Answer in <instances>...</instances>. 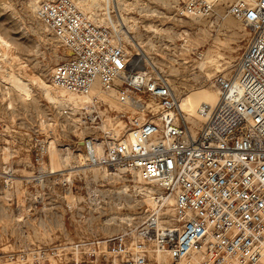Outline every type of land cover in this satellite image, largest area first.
<instances>
[{
  "label": "built area",
  "instance_id": "built-area-1",
  "mask_svg": "<svg viewBox=\"0 0 264 264\" xmlns=\"http://www.w3.org/2000/svg\"><path fill=\"white\" fill-rule=\"evenodd\" d=\"M79 1L34 8L70 53L50 81L78 101L16 110L9 139L0 131V264H264V0L171 1L174 25L222 5L248 34L195 115L163 63L168 51L189 61L188 32L129 42L113 0ZM144 15L156 16L140 0ZM112 179L139 206L100 235L90 223L107 221Z\"/></svg>",
  "mask_w": 264,
  "mask_h": 264
},
{
  "label": "rangeland",
  "instance_id": "rangeland-1",
  "mask_svg": "<svg viewBox=\"0 0 264 264\" xmlns=\"http://www.w3.org/2000/svg\"><path fill=\"white\" fill-rule=\"evenodd\" d=\"M116 1L115 4L113 0L115 15L120 18L122 14L126 19L130 25L129 38L134 41L140 43L142 33L150 35L149 31L154 28L158 29L155 33L162 29L169 32L174 41H179L182 30L188 32L189 45L194 49L189 61L179 63L168 51L163 63L179 100H187L183 106L190 112L199 101L215 96L213 77L218 73L227 74L232 69L248 39L241 23L227 15L222 5L209 17L182 19L174 25L175 21L170 17L172 0H144L156 14L153 17H140V0ZM34 2L0 0V131L6 133L3 136L6 140L14 126V111L35 110L41 102L56 98L44 85H52L50 72L57 60L64 56V49L58 47L54 36L35 18L31 6ZM79 3L92 4L93 8L100 1L82 0ZM140 24L147 28L146 31ZM107 185L111 190L105 208L107 221L90 223L100 235L119 230L125 217L135 213L139 206L130 190L123 192L122 183L117 179ZM128 185L131 189L134 181L130 179ZM88 224L81 222L79 228L83 230Z\"/></svg>",
  "mask_w": 264,
  "mask_h": 264
},
{
  "label": "bare ground",
  "instance_id": "bare-ground-1",
  "mask_svg": "<svg viewBox=\"0 0 264 264\" xmlns=\"http://www.w3.org/2000/svg\"><path fill=\"white\" fill-rule=\"evenodd\" d=\"M39 0H35V2L34 3H31V6L33 7V10H34V8L36 7V3L38 2ZM98 2V1H97ZM78 5H79V7L81 8V9H83V10H91V6H92V4H86V5H80V3L78 2ZM95 5V4H94ZM94 5H93V7H94ZM123 19H125L124 17H123ZM125 21V23L127 24V22H126V19L124 20ZM40 23V22H39ZM43 25V24H42ZM242 26H243V28L246 30V27L243 25V24H241ZM44 26V25H43ZM130 27V26H129ZM44 28L48 31V29L44 26ZM160 30V29H159ZM153 31H158V29L157 28H154L153 29ZM130 36L129 35H127V36H125V38H126V40H128L129 41V38ZM132 40V39H131ZM130 42V41H129ZM219 53V52H218ZM215 55H216V53H215ZM220 55V54H219ZM217 57V56H216ZM19 59V58H18ZM212 59V58H211ZM215 60V59H214ZM217 61V59L215 60V62ZM218 64V63H217ZM52 84V83H51ZM44 87L47 89V90H49V91H51V93L53 94V95H55L56 96V98H54V99H52V98H49V102H53V103H57V102H70V103H76L78 100L75 98V97H73V96H70V95H68V94H66V93H64L62 90H60V89H57V88H55L53 85H44ZM216 98H217V92L215 93V96H208V97H206V99H205V101L204 100H202V101H199L198 102V105H196V107L193 109V112H190L189 110H186L185 108H184V100H186V99H184V100H182V99H180L179 100V103H180V107L181 108H183L184 110H186V111H188L190 114H192V115H195V112H196V109L201 105V104H203V103H213L215 100H216ZM48 100V99H47ZM187 101V100H186ZM185 101V102H186ZM185 105H186V103H185ZM50 150H51V152L54 154V150H55V148L53 147V146H51V148H50ZM54 162V161H53ZM54 165H57V163H53ZM120 191V190H119ZM123 221V220H122Z\"/></svg>",
  "mask_w": 264,
  "mask_h": 264
},
{
  "label": "water",
  "instance_id": "water-1",
  "mask_svg": "<svg viewBox=\"0 0 264 264\" xmlns=\"http://www.w3.org/2000/svg\"><path fill=\"white\" fill-rule=\"evenodd\" d=\"M70 53L66 50V49H64V55H69Z\"/></svg>",
  "mask_w": 264,
  "mask_h": 264
}]
</instances>
